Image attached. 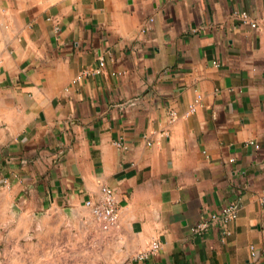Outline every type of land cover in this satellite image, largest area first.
Here are the masks:
<instances>
[{"label": "crops", "instance_id": "1", "mask_svg": "<svg viewBox=\"0 0 264 264\" xmlns=\"http://www.w3.org/2000/svg\"><path fill=\"white\" fill-rule=\"evenodd\" d=\"M263 192L264 0H0V237L25 264H55L62 231L103 264H264ZM230 202V235L191 232Z\"/></svg>", "mask_w": 264, "mask_h": 264}, {"label": "built area", "instance_id": "2", "mask_svg": "<svg viewBox=\"0 0 264 264\" xmlns=\"http://www.w3.org/2000/svg\"><path fill=\"white\" fill-rule=\"evenodd\" d=\"M234 16L238 18L243 23H249L256 27L257 24L251 20L250 15L245 10H235L233 12ZM51 19V18H49ZM149 23L154 21L153 17H150ZM55 29L59 30V25L56 24ZM149 30L148 26H145L142 31L146 32ZM215 66L218 65L217 61L213 62ZM105 59L100 57L96 66L86 68L83 70L75 81L80 80L85 77H89L93 74H100L105 68ZM201 101V96L198 95L196 100L189 107V114H194L197 110V106ZM176 113L172 112L171 121L174 122L176 119ZM115 145L120 146L121 142H114ZM246 146H253L256 149H260L261 145L254 139L247 140ZM233 161V159H231ZM7 180H3L4 184H7ZM264 195V192H263ZM86 205L90 208L95 221L98 223L103 231H109L115 226H117L119 221V206L117 203L116 195L114 190L109 186L101 187V195L99 200L94 201L89 199L86 201ZM240 204L238 202H230L229 204L223 206L221 209L212 212L208 217L203 218L201 221L196 223L191 227V232L196 235H203L210 232L212 229H220L224 235H230V223L236 220L239 216ZM162 243L159 240H154L150 246L133 257V261L141 262L149 258V256L158 253L161 249ZM251 255L255 257L256 248L255 246H250Z\"/></svg>", "mask_w": 264, "mask_h": 264}, {"label": "rangeland", "instance_id": "3", "mask_svg": "<svg viewBox=\"0 0 264 264\" xmlns=\"http://www.w3.org/2000/svg\"><path fill=\"white\" fill-rule=\"evenodd\" d=\"M47 243L52 245L46 250L45 257L51 262L55 260V264H103L98 243L92 244L63 231L61 235L52 236ZM25 254L26 251L13 250L12 241L6 234L0 237V264H25Z\"/></svg>", "mask_w": 264, "mask_h": 264}]
</instances>
